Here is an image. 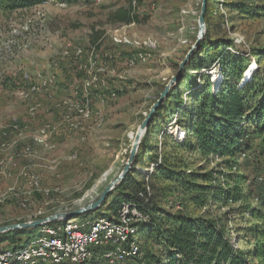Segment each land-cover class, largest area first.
Returning a JSON list of instances; mask_svg holds the SVG:
<instances>
[{
    "label": "rangeland",
    "instance_id": "obj_1",
    "mask_svg": "<svg viewBox=\"0 0 264 264\" xmlns=\"http://www.w3.org/2000/svg\"><path fill=\"white\" fill-rule=\"evenodd\" d=\"M133 1L69 0L65 8L41 1L26 8H0L1 43L11 38L13 28L21 30L26 24L30 27L25 36L29 42L26 49L12 48V52H7L2 45L0 55V134L6 130L8 140L16 141L12 148H0V162L6 163L14 155L17 163L11 168V175L0 176V195L6 196L0 203V227L94 202L122 172L138 127L171 78L177 76L180 63L197 40L203 0ZM234 3L246 6L247 11L235 9ZM263 8L264 0H208L203 37L207 34L208 40L218 44L223 53L247 54L245 72L256 62L254 73L259 81L264 79ZM129 9L138 21H118V11ZM127 40H145L148 45L138 47ZM77 48L82 50L80 55L75 54ZM138 53L146 59L137 58L131 65ZM197 60L192 55L180 81L171 86L148 136L144 139V134L142 138L144 143L142 147L140 144L135 158L137 167L130 170L131 176L142 181L141 173L146 172L154 157L162 154V165L153 170L150 178L153 208L168 214L177 211L180 204L187 214L222 217L235 245L242 250L253 249L254 235L248 228L254 222L248 205L257 204V193H250L249 180L242 184L243 197L230 200L229 204L211 200L198 206L194 199L200 193L189 192L192 182L207 184L194 179L208 170L214 172V186H221L220 191H226L228 183L232 190L234 177L239 174L250 180L264 178V135H254L252 130L246 142L250 148L248 157L233 170L216 158H203L197 151L196 139L181 136L187 132L188 124L196 120L200 95L197 89L203 88L209 74L215 88L222 79L219 64L208 71L197 70ZM48 79L53 82L46 88L42 82ZM30 81L40 90L25 98L21 92L27 90ZM237 81V76H232L224 88L232 89ZM258 98L249 101L252 107ZM34 105L36 110L30 112ZM99 114L103 119L100 125ZM13 124L18 125L17 130ZM39 136L45 139L43 143L35 141ZM27 147L31 152L23 155ZM169 171L175 172L178 179L171 181ZM23 172L31 174V183ZM227 174L233 177L226 178ZM32 176L38 178V187ZM116 187L98 209L79 217L94 221L116 213L112 198L124 200L122 186ZM211 194L205 195L207 199ZM41 228L32 238L24 234L21 243L29 237H39ZM157 230L149 228L142 234V255L152 253L159 258ZM5 237L0 233V240ZM14 247L8 241L0 242V251ZM249 260L258 263L254 256Z\"/></svg>",
    "mask_w": 264,
    "mask_h": 264
},
{
    "label": "trees",
    "instance_id": "obj_2",
    "mask_svg": "<svg viewBox=\"0 0 264 264\" xmlns=\"http://www.w3.org/2000/svg\"><path fill=\"white\" fill-rule=\"evenodd\" d=\"M41 1L44 0H0V8L6 7L12 10L26 8ZM67 1L69 3V0ZM232 7H235V9L240 8L241 10L246 9L247 11L246 6L242 7L240 3H234ZM256 12H259V9ZM117 20L123 23H131L138 21V18L129 9L119 10ZM193 55L198 59L196 62L197 70L208 71L211 70L213 65L219 64L222 70V79L219 86L215 88L209 80V74L203 88L197 89L200 95H198L199 100H197L199 106L196 110V120L188 124L187 132H184L181 136L185 135V139H196L197 151L203 158H216L226 164L230 170H233V168H237L240 165L243 159L248 157L247 154L250 148L246 142L252 130L254 135H264V79L259 81L257 75L253 73L250 79L242 83L249 56L247 54L231 55L223 53L220 51L218 44H213L208 40L207 34L201 40L198 49L194 51ZM235 75L238 80L236 85L232 89L224 88L229 79ZM237 84H240V86H237ZM257 97H259V100H255V106L252 107L251 105L253 104L249 101L252 98L257 99ZM184 107H186V104H184ZM157 112L154 114L153 119L156 118ZM152 123L153 121H151L145 133L144 139L148 136ZM143 143L144 141H141V147ZM162 159L163 155L158 154L148 164L146 170L153 165L155 172L162 165ZM136 162L134 161L131 170L136 169ZM153 173L142 172L143 180L139 182L133 179L132 173L129 172L120 183L124 200L121 201L114 198L111 200V205L116 210L125 202H133L141 211L148 215V220L140 225L141 239L145 230L150 228L155 231L156 228L158 229L155 235L159 241V258L152 253L142 255L141 249V258H139V255L135 258L124 260L127 264H264L263 176L250 180L245 174L236 175L233 189H230L232 186L228 183L227 190L220 191L222 190L221 186H214L217 182V179L213 177L214 172L208 170L204 174L195 176L194 179V181L202 179L207 183L206 185L192 182V188L189 187V192L194 193V190H197L200 193L194 199L198 206H203L204 203L211 200L213 202L223 200V203L229 204L230 200L234 201L239 197H243L240 196V193H243L242 184L248 183V180L250 181L247 186L250 193H257L255 198L257 204L248 205V210L252 215V222H254L253 226H249L248 229L254 235V242L252 245L253 249L242 250L235 245L232 237L228 236L229 231L222 224V217L212 218L207 215L187 214L182 211L183 207L180 204L177 211L168 212V214L153 208V188L150 185V178ZM168 177L171 181L178 179L175 172L171 171L168 172ZM232 177L231 174L226 176V178ZM212 182L213 184H211ZM147 184L151 187L152 193L147 198H142L139 193L146 189ZM209 192L212 193L211 198L207 199L205 195ZM107 200H109V195L106 198ZM37 230L38 227L7 231L4 233L5 239L0 240V242L8 241L17 247L30 241L29 237L28 240L21 243V238L24 234H29L32 238ZM105 248L102 247L98 250V254L102 253ZM251 256H254L258 263L249 260ZM90 262H95V259Z\"/></svg>",
    "mask_w": 264,
    "mask_h": 264
},
{
    "label": "built area",
    "instance_id": "obj_3",
    "mask_svg": "<svg viewBox=\"0 0 264 264\" xmlns=\"http://www.w3.org/2000/svg\"><path fill=\"white\" fill-rule=\"evenodd\" d=\"M42 3H55L62 8L67 7L69 4L67 0H44ZM30 21L29 19L28 22ZM29 32L30 27L28 24L21 30L13 28L11 38L4 42V44L1 43L0 39V55L2 54V45H5L7 52H12L14 48L19 50L26 49L29 42L25 41V36ZM127 41L136 43L138 47L148 45L145 40ZM66 53L69 54V52ZM81 53V48L75 50L76 55H80ZM137 58L140 60L146 59L143 53H138L131 60V65L134 64ZM25 76L26 79L29 78L28 74ZM52 82V79L44 80L42 85L48 88ZM39 90L40 86L31 84L30 81L27 90H23L21 94L25 98H30L31 93ZM35 110V105L30 106V112H34ZM102 122L103 119L100 115L98 125L102 124ZM78 126L79 124L76 127ZM12 128L17 130L18 125L13 124ZM45 132L46 129H43L42 133ZM0 135V148H12L15 146L16 141L8 140V131H2ZM44 140L41 136L35 138V141L39 143H43ZM30 152V147H27L23 155H29ZM16 165L14 155H11L6 160V163L1 161L0 176L11 175V168ZM153 170L154 167L151 165L146 172L151 174ZM23 173L29 176L31 183V174L28 172ZM32 181L36 187L39 186V180L36 176H32ZM151 193L152 189L147 184L146 189L141 191L139 196L147 198ZM5 199V194L0 195V203ZM147 220L148 215L141 211L135 203L125 202L116 213L109 216L102 215L94 221L77 217L68 221H60L63 227L43 225L41 226V233L36 239L17 247L0 251V264H119L126 259L135 258L140 255V225ZM102 247L106 248L102 253L98 254V250ZM93 259H95V262L91 263L90 261Z\"/></svg>",
    "mask_w": 264,
    "mask_h": 264
},
{
    "label": "water",
    "instance_id": "obj_4",
    "mask_svg": "<svg viewBox=\"0 0 264 264\" xmlns=\"http://www.w3.org/2000/svg\"><path fill=\"white\" fill-rule=\"evenodd\" d=\"M207 2L208 0H203L202 1V9H201V13L199 16V35L197 37V40L195 42L194 45H192V47L190 48L189 52L187 53L186 57L184 58V60L180 63V67H179V71L177 76H174L173 78H171V80L169 81V83L165 86V89L162 91V93L160 94V97L158 98V100L153 104V106L150 109L149 114L147 115V117L143 120V122L141 123V125L138 127V130L134 136V140L132 143V147H131V151H130V155L129 158L122 170V172L114 179L112 180L108 186L103 190L101 196L99 197L98 200L91 202L87 205L81 206L77 209L74 210H70L67 212H59V213H54L51 214L49 216H45L43 218H39V219H34L31 221H27V222H22V223H17V224H11V225H6V226H1L0 227V233H5L7 231H12V230H18V229H26V228H35V227H41L43 225H49L55 222H60V221H68L70 219L73 218H77L83 214H87V213H91L92 211H95L96 209H98L101 204L106 200L107 196L111 193L112 190L115 189V187L120 184L127 176V174L130 172L132 165L135 161V158L137 156L142 138L144 136V134L147 132L148 127L151 123V121L153 120L154 114L161 108V106L163 105L165 98H167L171 86L173 84H175V81H177V83L180 81L181 79V75L183 70L185 69V66L187 64V62L190 60L191 56L193 55L194 51L196 49H198L199 44L201 42V40L203 39L205 33H206V20H205V16H206V12H207Z\"/></svg>",
    "mask_w": 264,
    "mask_h": 264
},
{
    "label": "bare ground",
    "instance_id": "obj_5",
    "mask_svg": "<svg viewBox=\"0 0 264 264\" xmlns=\"http://www.w3.org/2000/svg\"><path fill=\"white\" fill-rule=\"evenodd\" d=\"M257 63L256 62H253L249 67V69L244 73L243 77V82L244 83L247 79H250V77L252 76V74L254 73V70L256 68V65ZM216 80H218V76L215 77Z\"/></svg>",
    "mask_w": 264,
    "mask_h": 264
}]
</instances>
